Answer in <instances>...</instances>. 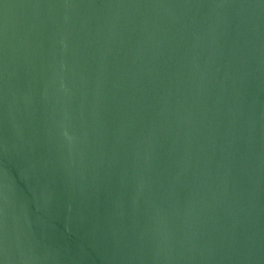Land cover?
<instances>
[{
	"label": "water",
	"instance_id": "water-1",
	"mask_svg": "<svg viewBox=\"0 0 264 264\" xmlns=\"http://www.w3.org/2000/svg\"><path fill=\"white\" fill-rule=\"evenodd\" d=\"M0 264H264V0H0Z\"/></svg>",
	"mask_w": 264,
	"mask_h": 264
}]
</instances>
